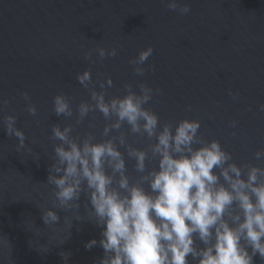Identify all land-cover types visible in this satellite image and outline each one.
Listing matches in <instances>:
<instances>
[{"label":"water","instance_id":"95a60500","mask_svg":"<svg viewBox=\"0 0 264 264\" xmlns=\"http://www.w3.org/2000/svg\"><path fill=\"white\" fill-rule=\"evenodd\" d=\"M180 3L190 6L188 14L170 11L166 0H0V264H65L61 252L70 253L67 264H97L103 256L99 246L85 248L86 242L100 240L101 228L87 220L83 195L78 211L84 219L72 220L62 245L68 235L64 217L77 211L59 212V225L52 228L41 219V209L51 204L52 186L46 184L53 158L51 126L75 122L52 114V99L64 93L73 107L87 100L88 90L76 80L86 69L94 81L111 77L109 97L124 95L125 83L138 91L136 85L145 82L154 89L145 107L162 123L197 119L199 134L218 140L238 164L264 166L253 155L264 149V111L259 110L264 104V0ZM148 46L154 52L143 67L154 70L137 76L129 60ZM97 47H115L117 55L99 61ZM87 52L95 63L84 59ZM229 90L238 95L233 98ZM25 91L37 107L36 117L27 112ZM8 114L17 117L25 133L19 152L17 138L3 128ZM105 123L99 112L90 113L76 131H92L100 140ZM41 245L48 251H40ZM254 264L264 261L257 256Z\"/></svg>","mask_w":264,"mask_h":264},{"label":"clouds","instance_id":"9594fccd","mask_svg":"<svg viewBox=\"0 0 264 264\" xmlns=\"http://www.w3.org/2000/svg\"><path fill=\"white\" fill-rule=\"evenodd\" d=\"M166 7L180 15L191 10L180 0H166ZM94 51L99 61L117 55L115 47ZM153 52L148 46L129 60L137 76L154 70L152 65L143 67ZM84 59L96 62L92 52ZM76 80L88 90L87 100L73 107L64 93L52 99V114L75 121L51 126L53 158L46 183L52 186L51 204L41 209V219L52 228L59 225V212L78 213L65 215L68 235L59 244L69 238L72 220L84 219L78 211L83 195L87 220L101 228L100 240L85 244L87 250L103 249L97 264H254L257 256L264 261V166L251 161L238 164L218 140L199 134L197 119L162 123L145 107L154 93L145 82L136 85L138 91L125 83L124 95L109 97L111 77L94 81L86 69L77 73ZM21 95L28 114L36 117L29 93ZM229 95L235 98L238 93L229 90ZM259 110L264 111V104ZM96 112L106 121L100 140L92 131L83 135L76 131ZM16 122L15 115L2 118L5 134L17 138L19 152L26 137ZM236 126L235 120L230 122V127ZM144 141L146 147L136 146ZM253 155L264 161V149ZM150 162L154 166L149 167ZM60 255L67 264L70 253Z\"/></svg>","mask_w":264,"mask_h":264}]
</instances>
